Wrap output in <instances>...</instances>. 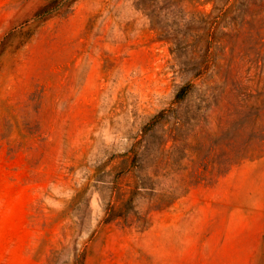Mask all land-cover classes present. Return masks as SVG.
Listing matches in <instances>:
<instances>
[{
  "label": "rangeland",
  "instance_id": "374dc122",
  "mask_svg": "<svg viewBox=\"0 0 264 264\" xmlns=\"http://www.w3.org/2000/svg\"><path fill=\"white\" fill-rule=\"evenodd\" d=\"M0 264H264V0H0Z\"/></svg>",
  "mask_w": 264,
  "mask_h": 264
},
{
  "label": "trees",
  "instance_id": "16d2710c",
  "mask_svg": "<svg viewBox=\"0 0 264 264\" xmlns=\"http://www.w3.org/2000/svg\"><path fill=\"white\" fill-rule=\"evenodd\" d=\"M181 92H184V94H186V87H183V89L181 90Z\"/></svg>",
  "mask_w": 264,
  "mask_h": 264
}]
</instances>
